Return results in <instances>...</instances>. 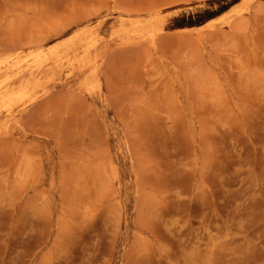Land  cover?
I'll return each mask as SVG.
<instances>
[{
    "label": "rangeland",
    "instance_id": "1",
    "mask_svg": "<svg viewBox=\"0 0 264 264\" xmlns=\"http://www.w3.org/2000/svg\"><path fill=\"white\" fill-rule=\"evenodd\" d=\"M70 41L0 98V264H264V0H0V80Z\"/></svg>",
    "mask_w": 264,
    "mask_h": 264
},
{
    "label": "bare ground",
    "instance_id": "2",
    "mask_svg": "<svg viewBox=\"0 0 264 264\" xmlns=\"http://www.w3.org/2000/svg\"><path fill=\"white\" fill-rule=\"evenodd\" d=\"M245 8H243V10H244ZM241 12V11H240ZM239 15H240V13H239ZM238 16V15H237ZM149 21V20H148ZM138 24V23H137ZM145 34V33H144ZM73 42V41H72ZM71 41L69 42V43H67V42H63V43H60V44H57V45H50L49 47H46L47 48V51H46V49H43V48H45V46L47 45V43L46 44H42L41 46H40V48H39V50H37V52L36 53H32V54H34L33 55V59H32V62L30 63V61H29V64L26 66V65H24V66H26V67H24L23 65H20L19 64V62H17V61H10V59H11V57H12V55H8V56H6L5 58V63H6V66H5V68H6V70L7 69H14V71H13V73H9L8 72V70H7V72L9 73L8 75H4L5 77H3V79H1L0 80V98L2 99V101H3V103H4V105L6 106V107H9V104L6 102V98L7 97H10V96H15L16 97V95L18 96L20 93H21V90H25L26 88H24V86H27V84L26 85H22L21 84V82H19L21 85H18L17 87H15L14 86V83H15V80H17V79H21V76L20 75H23V71L25 70V69H28V71L30 72V73H33V69L34 68H36V67H38L39 66V64L44 60V59H46L47 58V56H49V55H53V54H56L57 52H58V50L59 49H62V48H70L71 47V43H72ZM95 48V47H94ZM10 51H11V49H10ZM63 51V50H62ZM65 51V50H64ZM24 60V59H23ZM95 60V59H94ZM21 61V60H20ZM91 61H92V59H91ZM80 62V61H79ZM25 63V62H24ZM26 63H28L27 62V60H26ZM92 63V62H91ZM1 64V63H0ZM54 65H55V63H54ZM95 65V64H94ZM41 66V65H40ZM92 67H94V66H92ZM1 69V68H0ZM94 69H95V67H94ZM95 71V70H94ZM93 71V72H94ZM88 72V71H87ZM29 73V74H30ZM4 74V73H3ZM89 75V74H88ZM22 78H23V76H22ZM27 79V78H26ZM90 80V79H89ZM87 81V80H86ZM91 81V80H90ZM17 83H18V80L16 81ZM32 82V81H31ZM88 82V81H87ZM26 83H28L27 81H26ZM92 83V82H91ZM16 85V84H15ZM85 85V84H84ZM29 87V86H28ZM34 87V86H33ZM84 87V86H83ZM85 87H87V86H85ZM23 88V89H22ZM32 89V88H31ZM27 92H29V91H27ZM25 93V92H24ZM23 93V94H24ZM21 96H22V93L20 94ZM24 95H27V94H24ZM18 100H19V98H18ZM34 100V99H33ZM20 101V100H19ZM21 102V101H20ZM20 102H18V103H20ZM13 103V102H12ZM15 104V103H14ZM14 104H13V106H14ZM12 105V104H11ZM26 106V105H25ZM5 109V108H4ZM7 112H9V111H7ZM5 122V121H4ZM2 123H3V121H2ZM7 124V123H6ZM6 124H5V126H6ZM1 126V125H0ZM4 126V127H5ZM9 126V125H8ZM3 127V126H2ZM7 128V127H6Z\"/></svg>",
    "mask_w": 264,
    "mask_h": 264
}]
</instances>
